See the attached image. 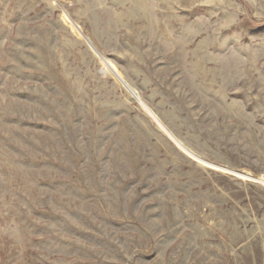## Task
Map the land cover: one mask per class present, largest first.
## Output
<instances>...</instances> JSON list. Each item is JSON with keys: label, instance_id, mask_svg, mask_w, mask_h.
I'll return each mask as SVG.
<instances>
[{"label": "rangeland", "instance_id": "1", "mask_svg": "<svg viewBox=\"0 0 264 264\" xmlns=\"http://www.w3.org/2000/svg\"><path fill=\"white\" fill-rule=\"evenodd\" d=\"M0 264H264V0H0Z\"/></svg>", "mask_w": 264, "mask_h": 264}, {"label": "water", "instance_id": "2", "mask_svg": "<svg viewBox=\"0 0 264 264\" xmlns=\"http://www.w3.org/2000/svg\"><path fill=\"white\" fill-rule=\"evenodd\" d=\"M119 78V77H118ZM119 80L121 81V82H123V84L127 87V89L129 90V88H131V87H129V85L125 82V81H123V80H121V78H119ZM131 90L132 91H130L129 90V92L131 93V94H136V92L131 88Z\"/></svg>", "mask_w": 264, "mask_h": 264}]
</instances>
